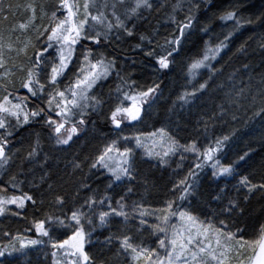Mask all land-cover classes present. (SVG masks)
<instances>
[{
	"label": "snow or ice",
	"instance_id": "6c2138e0",
	"mask_svg": "<svg viewBox=\"0 0 264 264\" xmlns=\"http://www.w3.org/2000/svg\"><path fill=\"white\" fill-rule=\"evenodd\" d=\"M155 3H159V0H155ZM155 3L154 0H83V4H81L79 0H58L57 10L51 12V18L47 24L36 23L37 20L47 15L43 6H40L41 15L38 16V6L35 3L23 5L25 12L29 15L23 22L10 25V31L15 33L17 30L34 29L36 32L35 41L28 38L19 48H14L11 42L6 45L0 42V70H2L0 71V90H2V94H0V170L10 166L13 161L14 153L9 149L15 129L21 124H27L40 117H43L44 123L55 134L56 145H69L74 135L80 132L81 126L86 123L87 113L101 108L105 103L101 97L91 93L113 72H116V76L120 80L116 87V93L121 102L115 105L110 112L112 125L119 130L124 121H138L141 118L144 105L149 103L151 97L159 91V85H152L144 90H133L134 82L130 83L120 75V71L117 69L118 58L115 55H106L97 49L105 43L115 44L122 37H133L137 27L135 20L141 16L142 11L152 10ZM125 5L128 6L125 7ZM13 7L11 3L5 7L4 0H0V17L4 21H7L10 15H14ZM20 7L17 5V10ZM181 7L182 0H176L173 11ZM198 7V3L193 0L184 21L178 24L172 35L164 38L163 44H157L161 52L158 53L155 48L151 47L144 51L143 42L147 41L150 45L153 40V37L144 34L139 37L141 43H137L133 47L144 51L146 57H154L160 69H168L173 63L174 57L180 54L183 43L188 38V30L197 20L192 10ZM58 11L61 12L62 18L57 15ZM168 18L173 21L175 19L171 15ZM219 19L231 21L239 26L241 23L240 8L232 7L224 10ZM208 31L207 27L202 29L204 35H207ZM232 35L233 33L229 32L223 40L216 44L205 41L206 46L203 53L187 64V72L189 77H195L201 70H205L207 78L205 79L201 75L202 82L198 86L192 85L191 91H184L179 97L180 100L188 103L197 97V93L203 95L212 87L216 77L221 75L224 70L223 65L218 68L213 64V61L219 63L217 57L223 55ZM84 40L92 42L93 47L84 48L83 52L77 56L76 48L78 45H82ZM0 41H3L2 35H0ZM5 47L9 51L15 50L17 55L22 54L28 60L26 64L13 65L24 74L20 78L19 88L11 79L14 73L6 67L8 60L4 55ZM29 49H32L31 55H29ZM238 51H244L243 47ZM120 59L129 60L132 58L121 57ZM74 60L76 61L75 65ZM73 67H75V71H71ZM242 67L247 71L248 65ZM70 71L71 75H69ZM66 76L68 77L67 83L61 85V81ZM125 88L128 90L126 91ZM21 92L24 94L22 95ZM243 92L244 88L242 87L236 92V97L242 96ZM260 94L264 96V89H260ZM125 101L128 103L125 104ZM30 104L33 106L29 107ZM225 111L221 106V112ZM260 111L264 113V109ZM77 117L79 119H76ZM13 120L15 124L12 123ZM158 131L163 133L164 130ZM120 139L127 141L128 137H118L106 143L89 164L90 169H106L111 174L109 187L112 183L120 182L124 177H128L130 180L133 177V148L125 146L121 149L118 146ZM134 139L137 146H143L140 134H136ZM228 141V135L218 137L203 151H200L195 141L188 145H180L173 140L169 144L168 151L163 154L153 153L149 150L147 155L166 157L169 152H174L177 148H183L184 151L193 153L200 151L199 160L189 170L188 175L173 185V189L180 192L179 199L182 201L190 195L191 189L195 187L198 171L207 162H212L213 176L231 175L235 171L233 164L222 165L216 159L217 154L226 147ZM39 149L40 140L37 135L34 143L20 158L21 172L27 165L46 166L48 157L45 154L44 160L41 161ZM247 155L248 153H245L244 156L238 157V160L244 161ZM161 163H166V160L162 159ZM73 167L80 168L81 162L76 161ZM9 183L14 189L19 186L16 176L10 177ZM238 183L245 187L249 193L253 191L264 193V181L253 183L247 175H244L240 177ZM49 189H51V185H49ZM87 189V185H80L72 194V199L75 200L81 190ZM126 192L130 194L131 187L127 188ZM5 193H7V187L0 185V215L12 211L8 207L9 205H15L16 211L13 215L21 216V210L25 209L26 202H31L33 206L37 203L28 193L23 195H6ZM67 198L62 193L54 194L53 203L63 208ZM247 198L245 196V199ZM124 199L121 196L116 201V206L113 207L111 198L107 194L97 198L95 193H91L83 199V203L73 207L69 213H62L60 216L45 213L44 217L40 219L33 217L32 224L38 238L33 239L17 232L13 239L19 242L18 246L10 244L0 247V258H15L14 254L24 255L26 249L44 246L46 241L43 237H46L47 243H50L52 249V264H96L94 258L85 249L90 233L85 231L84 223L87 222L91 225V216H98L101 226L108 222L109 217H122L126 223L130 213L126 211L128 206L124 203ZM106 201L108 210L96 212V209L105 207ZM234 207H238L236 201L230 200L223 211L231 214ZM138 209L141 224L147 225L148 220L144 217L149 210L145 209L143 205L133 202L132 213H136ZM158 211L163 214L157 216V223L151 225V230L159 234L156 247L147 246L143 241L134 243V237L129 234H110L105 237V243L111 244L115 239L120 245L118 251L123 252L126 256L130 255L131 261L135 264H230L231 254L235 251L239 255L246 246L253 248V255L248 257L247 261L241 260L239 264H264V225L261 226V235L257 240L245 242L242 235L237 240V233L225 231L224 221H220V228L213 227L211 223H200L196 216L177 205L174 200L166 201L165 207ZM176 216L179 217L183 226L178 227L171 224L172 219ZM57 226L71 227V234L66 235L64 239H53L51 233L57 231ZM233 240H237L235 245L230 243ZM158 249L163 250V255Z\"/></svg>",
	"mask_w": 264,
	"mask_h": 264
},
{
	"label": "trees",
	"instance_id": "16d2710c",
	"mask_svg": "<svg viewBox=\"0 0 264 264\" xmlns=\"http://www.w3.org/2000/svg\"><path fill=\"white\" fill-rule=\"evenodd\" d=\"M58 0H4V6L7 7L11 3L13 7L14 15H10L7 21H4L0 17V35L3 36V43L10 41V36L13 32L10 31V25L23 22L27 19L28 14L25 12L23 5L28 3H35L37 8V15L40 16V6H43L44 12L47 15L42 17L46 23L48 18H51V12L57 10ZM193 0H182V7L176 8L173 11V5L176 0H159V3H155V7L152 10H144L141 16L135 20L136 33L133 37L126 38L128 49L117 50L115 46L106 43V47L114 53L117 57H132L141 60L145 64L152 62L157 64L154 57H146L144 51L135 49L133 46L137 43H141L140 35L144 34L153 37L152 43L149 45L147 41H144L145 48H155L159 53L161 49L157 47V44H163L161 38H155L157 34L165 28L164 38L174 33L175 26L182 21L188 15V8L191 7ZM199 7L194 8L193 15L197 17V26L202 22L205 26L209 24L213 27H219L224 21L219 19V16L226 9L232 7L240 8V16L245 19L244 26L235 31L231 38H229L230 46L222 57L219 59V63H216V67L224 66V70L221 75L216 77L215 83L223 84L229 77H236L237 75L244 72L243 65L248 67H254L261 63L258 70L259 73L264 76V0H195ZM21 7L17 10L16 6ZM159 9V10H157ZM61 12L58 11L57 15L60 16ZM173 16L175 19L170 20L168 17ZM203 25V27H204ZM164 27V28H163ZM34 29H31L33 31ZM29 35V34H28ZM27 36V35H26ZM190 39V42L186 44L181 50L178 56H175L173 60L179 62L183 59H192L193 56H199L204 36L196 32ZM18 44V41L15 42ZM243 47L244 51H238ZM144 48V49H145ZM120 55V56H118ZM21 63H27L25 57L19 60ZM147 61V62H145ZM135 66V65H132ZM73 69V68H72ZM117 69L120 71L121 76L123 70L119 66ZM72 71V70H71ZM71 71L69 73H71ZM133 72L136 75L139 73V68L133 67ZM116 72L110 74V78L107 79L105 84H101V87H97V92L104 87L109 85L116 80ZM165 81V80H164ZM214 84L212 85V87ZM216 86V85H215ZM215 86L213 88H215ZM23 95L24 93L21 92ZM170 98V97H169ZM159 103L158 110L162 112L165 107L168 111L173 108L172 101ZM204 100V98H203ZM216 101H219L218 93L213 92L208 97V104L203 105L200 109L203 112L200 116L204 118L201 122L197 118H191L190 121H183V128L178 131V134L182 140L180 145H188L192 141H198L197 148L203 151L205 148L202 146V133L206 131L211 133L210 126H216L214 128H220L229 136V141L232 144L230 149L232 152V162L239 165L241 172L247 175L253 183H259L264 181V142L257 147L250 146L248 148V155L244 161H239L238 157L244 156L240 151L236 152V149L242 145L251 143L252 140L247 133L244 135L242 132V125L235 123V125L228 124V128L232 127L231 130H225L228 123L226 116L222 115L220 109L215 106ZM212 103V104H211ZM33 106L32 104L29 107ZM206 107L205 110L203 108ZM103 119H97V127L106 132H110L111 124L109 118L105 117L106 114L103 112ZM163 115V114H161ZM164 116V115H163ZM223 118L224 120H222ZM154 122L162 120V116L154 117ZM15 124L14 122H12ZM215 133V132H214ZM104 134V133H103ZM39 136L40 149L39 159L44 160L45 154L48 159L45 165H27L21 172L20 158L26 153L29 146ZM54 133L47 124L44 123L43 117L36 120H32L27 124L19 125L11 137V152L14 153L13 161L9 166L6 173L1 174L0 170V185L7 187L6 195H23L28 193L33 196L37 201L36 205L33 206L31 202H26L25 209L21 210V216H15L13 213L16 211L15 205H9L8 207L12 210L4 215H0V231L2 229L9 232H18L22 228L31 229L30 235H35L34 225L32 224L33 217L40 219L43 218L45 213L60 216L62 213H69L73 207L83 203V199L95 193L97 198L107 194L111 198L112 206H116V201L123 196L124 203L128 206L126 211L130 213L128 222L131 221L133 226L137 224V218L139 215V209L136 213H132L133 202L138 205H143L145 209H148V213L144 217L148 220V224H141V228H144L146 233H143V238L154 242L159 237L158 233L151 230V225L157 223V216L162 215L159 209L165 207V202L168 200H174L180 207L189 208L193 213L199 215L201 218L215 225L221 227L220 221H224L223 228L225 231H231L237 233V238L240 235L243 236L244 240H257L261 235V226L264 225V193L253 191L249 193L247 189L240 186L239 180L235 181V184L231 185L229 181L224 182L222 178L214 180V176L210 171L209 163L207 162L203 168L198 171L197 180L199 185L197 193L200 200L193 198V195H188L184 200L179 199L180 192L173 189V185L177 184L178 181L184 179L193 165L198 162L200 154L197 156H190L182 152V148H179V153L175 155L168 164L164 166L154 165L151 162L141 160L137 157L133 160V177L130 180L128 177L121 183H112L109 187L111 176L105 169L96 168L90 169L89 164L92 162V158L100 151L101 136L96 132L89 131L81 138H77L70 141L69 145L56 146L51 142L50 137L54 139ZM248 139V140H247ZM245 143V144H244ZM201 147H199L200 145ZM228 144V143H227ZM227 146V145H226ZM18 150V152H17ZM224 151V149H222ZM221 151V152H222ZM220 153L217 156H220ZM216 156V157H217ZM87 157V159H85ZM76 161L81 162L80 168H74L73 165ZM47 174V175H45ZM16 176L19 181L17 188H12L9 183V178ZM43 177V179H41ZM222 185L223 194H220V188L218 185ZM51 185V189H49ZM80 185H87V190H81L79 196L73 200L72 194L76 192ZM131 187L132 192L128 194L126 189ZM65 194L68 198L61 208L59 205L53 203L54 194ZM219 194V195H218ZM245 196L248 198L245 199ZM216 197H219V202L214 201ZM186 200L188 203L186 205ZM230 200H235L238 207L231 210V214L225 213L223 210L228 206ZM43 201V203H41ZM107 201L105 202V207ZM104 208V207H103ZM38 209V211H37ZM155 211H151V210ZM177 217V216H176ZM174 217L173 219H175ZM173 219L171 224L173 223ZM123 222L122 217H111L108 225L113 227L114 222ZM87 223H84V228L89 233ZM58 227V226H57ZM117 230V229H116ZM71 231L68 232V235ZM38 237V234L35 235ZM109 236V235H108ZM88 238V237H87ZM44 239V237H43ZM144 240V241H146ZM113 243L116 241L113 239ZM102 248L113 251L111 247L106 245L101 246ZM86 251L93 258L99 255L103 257L101 251L96 249L95 246L89 245V242L85 245ZM160 251L163 255V250ZM102 255V256H101Z\"/></svg>",
	"mask_w": 264,
	"mask_h": 264
},
{
	"label": "rangeland",
	"instance_id": "374dc122",
	"mask_svg": "<svg viewBox=\"0 0 264 264\" xmlns=\"http://www.w3.org/2000/svg\"><path fill=\"white\" fill-rule=\"evenodd\" d=\"M81 4H83V0H79ZM58 4V1H57ZM60 17L62 18V15L60 14ZM241 18V23L240 25H236L235 23L231 21H224L220 26L216 29L212 28V25L205 26L202 22L200 23L199 26H196L195 24L191 29H189V35L187 40L184 41L183 46L188 44L190 42V39L193 38L192 36L196 33L199 32L201 35H203L202 39V46L200 50V55L203 53V50L205 48V41H209L211 44H216L220 40H223L224 36L227 35L229 32L234 33L235 31L241 29L244 24L246 23L245 19ZM50 19V17L48 18ZM42 20V19H41ZM49 20H46V23L44 21H39L40 23L38 24H47ZM204 25V27H203ZM207 27L209 29L208 34L204 35L202 32V29ZM19 31L17 30L14 34L12 33L14 37L22 38L18 41V44L15 43V41L10 40L9 42L13 43L14 48H19L23 42H25L28 38H32L33 41H35V36L36 32L35 30L33 31ZM29 34V35H28ZM27 35V36H26ZM157 37H161L160 34L157 35ZM127 37H122L120 41L116 42L115 44L109 43L112 46H115L117 50H126L128 49L127 46ZM231 38V37H230ZM264 38V37H263ZM9 42L4 43L5 45ZM3 43V42H2ZM228 47L227 49L223 52V54L228 51V48L230 46V42L228 40L227 42ZM86 47H93L92 42L84 40L82 42V45H78L76 48V54L79 56L81 52H83L84 48ZM97 51L104 52L106 55L112 56L111 51L105 46L101 45ZM147 51V49H146ZM32 49H29V55H31ZM4 55L5 58L8 60V65L6 66L7 68L11 69V71L14 73V75L11 77V79L15 82V86L19 88V83H20V78L24 75L21 73L19 70L13 67V65H18L21 62L19 61L21 58L24 56L17 55L16 51H9L7 47L4 48ZM199 55V56H200ZM116 56V55H115ZM199 56H193L192 59L198 58ZM117 57V56H116ZM128 57V56H126ZM222 57V56H221ZM118 58V57H117ZM132 58V57H130ZM220 57H217V60ZM191 59V60H192ZM26 62L28 63L27 58H25ZM190 59H183L179 62H175L173 65L174 66H169V73L167 75V80L165 84L161 87V79H160V68L159 66L152 65L151 63L145 64L141 60L132 58L129 60H122V59H117V62L120 63V68L121 70L124 71L125 78L131 83L134 82L135 87L133 90H144L149 86L152 85H159V91L151 97L150 102L145 104L141 113V118L138 121H124L125 123H122V126L119 130L116 128L114 131L111 132H105L99 133L101 136V148L102 150L103 146L114 140L117 139L118 137H128V140L125 141L123 139H120L118 141V146L121 147V149L125 146L133 148V160L135 157L145 160L148 162H151L154 165L158 166H164L165 164H168L171 159L177 155L180 151L179 148H177L174 152H169L166 157L163 155L157 156V155H147V152L151 150L153 153H161L163 154L164 152L168 151L169 144L174 140L177 142V139L171 137L170 132H174L176 135V130L178 129V120L186 116L189 112H196V107L200 104L207 105L206 107H210L208 104V97L213 93H218V98H219V103L216 101L215 106L217 109L221 110V106L224 107L226 110L224 115L226 118L229 120L227 124L224 125L227 126L228 124L235 125V123L243 124L242 126V132L247 133V135L250 137L248 138L249 140H252L251 143H248L246 145H242L241 147L236 149L237 151H240L241 154H245L248 151V148L250 146L257 147L260 144L264 142V113H261V109H264V96L260 94V89H264V76L261 75L258 70L261 66L259 63L258 65L254 67H248L247 71L244 70L243 73L237 75L236 77L233 76L231 79H227L223 84H219L221 87H217L218 83H213L215 88L210 87L208 91L204 92L203 95H200L197 93V97L194 98L193 100L189 101L188 103L183 102L182 100L179 99L181 94L184 91H191L192 90V85H197L202 82L200 77L201 75L204 76V78H207V74L205 70H201L200 73H198L195 77H189L188 72H187V64L191 61ZM216 61H213V64ZM76 61L74 60V65ZM135 65V66H132ZM133 67L139 68V73L138 76H134L135 72H133ZM167 69V70H168ZM2 71V70H0ZM72 71H75V67H73ZM71 75V73H69ZM65 78V77H64ZM64 83H67L65 81ZM63 83V84H64ZM244 88L243 95L240 97H236V92L240 90V88ZM127 91L128 89L125 88ZM105 93V91H104ZM103 93V94H104ZM0 94H2V90H0ZM93 94V91L91 93ZM169 96L173 103V106H175L174 110L168 111L167 108L165 107L162 112H159L158 110V102L162 101L164 97ZM102 99L104 96L101 97ZM204 98V100H203ZM104 100V99H103ZM112 103L108 102L103 104L101 108L96 109L95 111H89V112H97L98 114L105 112L107 118L110 119V105L114 106L117 105L118 103L121 102L120 99H118L116 89L114 90V93H112ZM111 103V104H110ZM128 102L125 101V104ZM212 104V103H211ZM113 107V108H114ZM206 107L203 108V110L206 109ZM202 110H198L192 117H198V121H203L204 118L200 116V113H202ZM260 113V114H257ZM151 115V118H154L156 116H162L163 120L158 124L154 125L152 120L148 119V116ZM163 114V115H161ZM233 116H235V119H233ZM224 120L223 118H221ZM111 120V119H110ZM216 127V126H214ZM163 129V133L159 132L158 130ZM232 127L225 128V130L229 131L231 130ZM140 134L141 137V144L143 146H137L135 143V135ZM103 136V137H102ZM247 139V140H248ZM182 141L180 140L178 143H181ZM231 143V142H230ZM245 144V143H244ZM228 148H232V144L228 145ZM10 151L12 150V146L10 145ZM249 152V151H248ZM184 154L190 155V156H195L199 155L200 151L197 153H193L191 151H184L182 148V152ZM166 160V163H161V160ZM216 159L219 160V162L222 165H228V164H233V167L235 171L231 175H224V176H214V180H217L218 178H222L224 182L221 184H224L226 181H229L231 185L235 184V181L239 180L242 174V170L239 165L241 164H234L232 162V156H228V152H224L223 154H220V156H217ZM210 171L213 173L212 169V162L209 163ZM9 166L3 169L1 171V174L6 173L8 171ZM106 170V169H105ZM107 171V170H106ZM108 173V172H107ZM110 176L111 174L108 173ZM127 177L122 178L121 181L126 179ZM226 180V181H225ZM120 181V182H121ZM116 182V183H120ZM115 183V184H116ZM241 186V185H240ZM218 188H222V185H218ZM222 192V189H220ZM200 200V197L198 198ZM214 201L219 202V199H214ZM188 212H191L194 216L197 217L198 222L203 223V224H208L206 223L205 219L201 218L199 215L193 213L189 208L182 207ZM100 210L107 211V206L102 208V209H96L95 211L98 212ZM92 219V224H86L89 229V238L91 239V243L96 242L99 244V240L96 237V230H102V229H109V228H121V231H119V234H129L134 237L133 242L134 243H140L144 242L145 245L151 246V247H156V244L154 242H150L146 239L143 238V233H146L144 228H141V222L140 218H137V224H133L130 222H121V221H116L114 222L113 227L108 225V222L111 217H109L108 222L101 226L99 224L98 216H91ZM177 225L178 227L183 226L182 222L180 221L179 217L177 216L175 219H173V223ZM135 228V229H134ZM72 229L71 227L69 228H62L59 229V231H54L51 233L53 239H64L66 235H68V232H70ZM29 232V231H28ZM194 232V229H193ZM17 232H9L7 230L2 229L0 231V247H4L6 245L10 244H15L18 246L19 242L13 239V237L16 235ZM10 234V235H6ZM26 237H31L27 233L22 234ZM171 235V233H169ZM35 239V238H33ZM146 240V241H144ZM238 240V239H237ZM46 244L41 247H31L29 249L25 250L24 255H19V254H14V257H3L0 258V264H52V256H51V245L50 243H47V238L45 237ZM235 240L231 241L230 243L235 245ZM103 246V245H99ZM102 248V247H101ZM105 247H103L101 250H103ZM120 248L116 247L114 249L113 254L111 255L108 261L103 260V258L96 256L94 260L97 262L96 264H99L100 262L103 261V264H135V262L131 261L130 255H125L123 252L118 251ZM159 250V249H158ZM253 255V248L251 246H246L245 249L241 250V253L238 255L235 251L231 254L230 257V264H239L241 260L247 261L248 257ZM93 257V255H91ZM102 256V255H101ZM99 262V263H98Z\"/></svg>",
	"mask_w": 264,
	"mask_h": 264
},
{
	"label": "bare ground",
	"instance_id": "6f19581e",
	"mask_svg": "<svg viewBox=\"0 0 264 264\" xmlns=\"http://www.w3.org/2000/svg\"><path fill=\"white\" fill-rule=\"evenodd\" d=\"M128 5H125V7H127ZM29 15V14H28ZM198 20V19H197ZM197 20L194 22V24L196 25L197 24ZM39 21H44V20H41V19H39V20H37V24L38 23H40ZM45 22V21H44ZM197 26V25H196ZM164 28V27H163ZM177 28V26H175V29ZM216 28H218V27H213V29H216ZM29 31H31V28H30V30ZM164 32H165V28L161 31V33H160V35H161V37H157V35L155 36V38H161L162 40H164ZM14 34V33H13ZM201 35V34H200ZM203 36V35H202ZM20 39H22V38H16V37H14L13 35L12 36H10V40H12V41H15V42H17V41H19ZM154 41V40H153ZM103 45H106V43L105 44H103ZM184 47V46H183ZM182 47V48H183ZM149 48V47H148ZM148 48H145L144 49V51H146V49H148ZM181 48V49H182ZM138 50H140V49H138ZM112 54H114V53H112ZM115 55V54H114ZM118 56H120V55H118ZM119 58V57H118ZM221 58V57H220ZM219 58V59H220ZM120 59V58H119ZM219 59H218V61H219ZM191 60V59H190ZM145 62H147V61H145ZM147 63H151L152 65H155V66H158V64H153L152 62H147ZM146 63V64H147ZM175 63V60H173V63H171L170 64V66H174L173 64ZM216 63H217V61L214 63L215 65H216ZM117 66H120V63L119 62H117ZM160 71H161V73H160V79H161V87L165 84V82H166V80H167V75H168V73L170 72L169 71V69L167 70V69H160ZM123 73L122 74H124V71H122ZM70 75V74H69ZM121 75V74H120ZM125 75V74H124ZM135 77L136 76H138V75H134ZM116 77V80L114 81V82H112L110 85H109V87H106V89H104V87L100 90V92H97V87H101V84H105V82L107 81V79L108 78H110V76L108 77V78H106L102 83H99L96 87H95V89L93 90V94L95 95V96H99V97H102V96H104V101H106V103H108V102H111L112 103V100H111V98H112V93H114V90L116 89V87H117V85L120 83V80L117 78V76H115ZM125 77V76H124ZM68 80V77L66 76L62 81H61V85H63V83L65 82V81H67ZM165 80V81H164ZM104 91H105V93H104ZM104 93V94H103ZM169 96H167V97H164L163 99H162V101H159L158 102V106H159V103H164V102H167V101H169ZM170 101H174V100H170ZM110 103V104H111ZM172 105H173V103H172ZM42 106V105H41ZM113 107L114 106H112V105H110V110L111 109H113ZM203 107V104H200V105H198L197 107H196V110L198 111L199 109H201ZM158 108V107H157ZM174 108H175V106H173V108H172V110H174ZM196 111V112H197ZM196 112H194V113H192V112H189L186 116H183V117H181L179 120H178V124H177V126H178V129L176 130V135L174 134V132H170V135H171V137H173V138H175V139H177V143L181 140V138H180V136H179V134H178V131L181 129V128H183V121H190L191 120V118H193L192 116L196 113ZM221 112V111H220ZM149 115V114H148ZM222 115L223 116H225L224 115V113L222 112ZM100 119V120H102L103 119V115H101V113L100 114H98L97 112H88L87 113V115H86V123L83 125V126H81V131L80 132H78L77 134H75L74 135V137H73V140L74 139H76L77 140V138H81V137H83L85 134H87L89 131H93V132H96L97 134H99V133H105L106 132V130H104V131H102V130H100L98 127H97V125H96V121H97V119ZM194 118H197V117H194ZM76 119H79V117H77ZM148 119L149 120H152L153 121V124L154 125H158L162 120H163V118H162V120H160V121H157L156 123L154 122V118H151V115H149L148 116ZM109 123L111 124V128H109V129H111V131H114V129H115V126L114 125H112V123H111V120L109 119ZM12 122H14L15 123V121L13 120ZM200 122V121H199ZM198 122V123H199ZM202 122V121H201ZM123 123H125V122H123ZM209 129H211L212 131H211V133H207L206 131H204V133H202V142H201V144H202V146L205 148V147H208L209 146V144L212 142V141H214L216 138H218V137H221V136H225L226 134H225V132L224 131H222V129H220V128H214L213 126H210L209 127ZM110 131V132H111ZM215 132V133H214ZM107 133V132H106ZM103 137V136H102ZM50 140H52L51 142H53V144L54 145H56L55 144V140L52 138V137H50ZM182 141V140H181ZM199 142L198 141H196V144H198ZM100 144H101V142H100ZM178 144H181V143H178ZM230 144V141H228V144H227V146L224 148V151H222L221 152V154H223L224 152H228V156H231L232 155V152H231V150H230V148H228V145ZM200 145V144H199ZM56 146H58V145H56ZM61 146H65V145H61ZM198 146V145H197ZM199 147H201V145L199 146ZM127 179V178H126ZM126 179H124V180H126ZM123 180V181H124ZM122 182V181H121ZM120 182V183H121ZM199 183V181H196V183H195V187H193L192 189H191V193H190V195H193V198H194V200L195 199H197L198 197H199V195H198V191H197V188H198V184ZM220 189H222V192H221V190H220V194H223V187L222 188H220ZM197 191V192H196ZM219 195V194H218ZM217 198V197H216ZM186 205L187 204H189L188 203V200H186ZM235 208V207H234ZM234 208L232 209V210H234ZM151 211H155L154 209L153 210H151ZM85 223H87V222H85ZM215 228H220L219 226H217V225H215L214 226ZM63 227H60V226H58L57 227V232L59 231V229H62ZM117 228H109V229H102V230H96V237H97V239H101V240H99V244H97L96 242H93V243H91V239L89 238V236H88V238H87V240H88V242H89V245H93V246H95L96 247V249H98L99 251H101L103 254H105L103 257H101V258H103V260H105V261H108V259L110 258V256L111 255H114L113 254V252H114V249L116 248V247H119V243H117V241H116V243H111V244H106L105 243V237H108V235H110V234H115V235H120L119 234V231H121V228L119 227L117 230H116ZM135 229V228H134ZM230 231V230H229ZM18 232H20L21 234H25V233H27L28 235H30V232L31 231H29L28 232V228L26 227V228H22V229H20ZM34 233H35V235H37V233L35 232V228H34ZM233 233H236L235 231L233 232ZM35 235H30L31 237H33V238H38L37 236H35ZM260 237V236H259ZM44 239H45V237H44ZM237 239H239V238H237ZM245 242H251V240H244ZM253 241H255V240H253ZM235 244L237 243V240H235V242H234ZM99 245H106L108 248L109 247H111L112 249H113V251H111V250H108V249H103V250H101L102 248H101V246L99 247ZM103 262V261H102ZM97 263V262H96ZM99 263V262H98ZM99 264H101V262L99 263Z\"/></svg>",
	"mask_w": 264,
	"mask_h": 264
}]
</instances>
